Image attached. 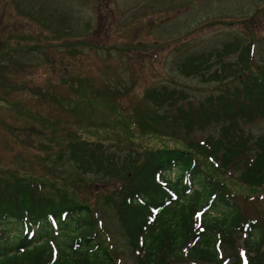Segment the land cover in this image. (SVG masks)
<instances>
[{
	"label": "trees",
	"instance_id": "trees-1",
	"mask_svg": "<svg viewBox=\"0 0 264 264\" xmlns=\"http://www.w3.org/2000/svg\"><path fill=\"white\" fill-rule=\"evenodd\" d=\"M253 40L234 38L176 62L181 76L228 83L200 101L164 83L143 91L163 125L183 135L128 120L122 133H135L131 147L111 151L103 136L65 143L77 170L115 181L104 202L134 264H264V128H250L264 121V62L253 60ZM46 184L0 177V264H113L95 206L70 196L72 186ZM238 198L262 210L251 214Z\"/></svg>",
	"mask_w": 264,
	"mask_h": 264
},
{
	"label": "rangeland",
	"instance_id": "rangeland-1",
	"mask_svg": "<svg viewBox=\"0 0 264 264\" xmlns=\"http://www.w3.org/2000/svg\"><path fill=\"white\" fill-rule=\"evenodd\" d=\"M252 37L259 64L264 0H0V177L23 174L47 183L45 189L72 186L70 196L95 206L113 264H134L114 209L104 202L115 181L77 170L65 143L103 136L111 151L131 147L135 133H122L128 120L183 135L163 125L162 111L143 91L164 83L200 101L225 82L181 76L176 62ZM250 128L260 132L264 121ZM238 202L251 214L262 210V203Z\"/></svg>",
	"mask_w": 264,
	"mask_h": 264
}]
</instances>
